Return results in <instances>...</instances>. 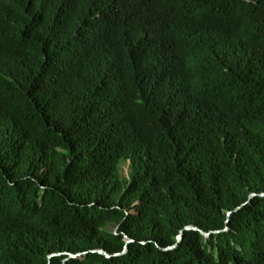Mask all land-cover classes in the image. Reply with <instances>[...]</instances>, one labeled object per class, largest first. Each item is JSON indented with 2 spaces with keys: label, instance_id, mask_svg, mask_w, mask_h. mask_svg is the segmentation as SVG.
Masks as SVG:
<instances>
[{
  "label": "trees",
  "instance_id": "obj_1",
  "mask_svg": "<svg viewBox=\"0 0 264 264\" xmlns=\"http://www.w3.org/2000/svg\"><path fill=\"white\" fill-rule=\"evenodd\" d=\"M261 195L264 0H0V264H264Z\"/></svg>",
  "mask_w": 264,
  "mask_h": 264
},
{
  "label": "water",
  "instance_id": "obj_2",
  "mask_svg": "<svg viewBox=\"0 0 264 264\" xmlns=\"http://www.w3.org/2000/svg\"><path fill=\"white\" fill-rule=\"evenodd\" d=\"M255 196H256V195H254L253 197H255ZM261 196H264V195H261ZM186 230H188V231H190V230L198 231V232H200L203 236H205L206 238L209 237V234H208V233H204L203 231H201V230H199V229H197V228H195V227H188ZM182 239H183V237L180 236V237H179V242H181ZM127 242H128V243H131L132 240L128 239ZM176 247H177V246H176ZM176 247H171V248L167 249V251H168V250H173V249H175ZM126 251H127V249H126ZM126 251H125L123 254H125ZM99 253H101V254H103V255H106V256L109 257V258L111 257L106 251H103V250H102V251H99ZM119 255H121V254H118V255H116V256H119ZM69 256H70V258H80V257H81V255H69ZM51 257H55V255H54V256H51Z\"/></svg>",
  "mask_w": 264,
  "mask_h": 264
},
{
  "label": "rangeland",
  "instance_id": "obj_3",
  "mask_svg": "<svg viewBox=\"0 0 264 264\" xmlns=\"http://www.w3.org/2000/svg\"><path fill=\"white\" fill-rule=\"evenodd\" d=\"M121 172H122V176H123V178L128 179V174H129L128 164H124V165L121 167ZM109 228H110V230L113 231V232H117V231H118V226L115 225V224L110 225Z\"/></svg>",
  "mask_w": 264,
  "mask_h": 264
}]
</instances>
